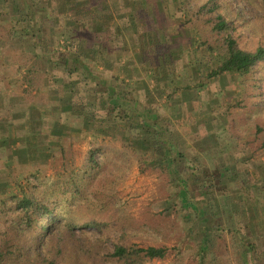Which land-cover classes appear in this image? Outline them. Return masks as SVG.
<instances>
[{"label": "rangeland", "instance_id": "374dc122", "mask_svg": "<svg viewBox=\"0 0 264 264\" xmlns=\"http://www.w3.org/2000/svg\"><path fill=\"white\" fill-rule=\"evenodd\" d=\"M165 2L167 6L171 0ZM168 10L165 7V14ZM178 17L177 32L167 34L175 41L160 56L146 57L151 65L141 63L145 59L141 51L135 56L128 49H118L114 52L118 64L110 71L124 81L132 114L144 108L149 125L162 123L168 129L160 131V147L170 161L158 164L139 162V145L133 137L137 133L128 134L124 127L91 137L84 124L68 120L73 128L65 129L62 148L57 146L54 123L47 116L45 127V120L38 117L47 115L42 112L54 101L50 88L25 92L19 67L27 57L14 39L7 44L0 38V195L28 184L35 194L59 200L60 209L71 214L74 224H103L75 229L76 238L85 243L101 240L103 254L112 252L113 242L124 232L127 244L167 250L162 260L149 264H264V150L260 147L264 133L254 135V121L245 115L244 105H236L245 89L240 80L227 74L204 79L209 62L198 74L188 55L196 43L190 45L187 29L180 27L183 19ZM62 33L56 25L46 31L52 48L60 53L75 51L73 42L80 36ZM123 59L128 62L124 71L135 74L130 80L119 70ZM155 66L169 72L170 78L161 74L156 79ZM199 80L203 88L194 87ZM263 122L264 114L259 123ZM91 149L94 167L87 161ZM64 158L66 170L61 165ZM66 173L83 189L77 199L68 190L72 186L62 190L60 175ZM185 189L194 197L184 194ZM187 196L191 205L185 201ZM5 225L9 228L13 222L2 218L0 227ZM249 243L254 250L245 260ZM106 264L117 263L107 259Z\"/></svg>", "mask_w": 264, "mask_h": 264}, {"label": "trees", "instance_id": "16d2710c", "mask_svg": "<svg viewBox=\"0 0 264 264\" xmlns=\"http://www.w3.org/2000/svg\"><path fill=\"white\" fill-rule=\"evenodd\" d=\"M193 1L195 0H171L173 5L168 2L166 6L165 0H152L150 8L146 5L148 2L139 1L138 4L140 9L144 6L142 10L149 16H154L153 10L156 8L161 10L167 7L168 10L174 7V11L183 19L180 27L187 29L190 45L194 41L196 43L195 49L188 55L189 61L196 66V71L199 70L198 74L204 71L203 68L209 62L210 68L204 79L227 74L240 80L239 86L245 89L236 105H244L245 115L254 121V135L264 133V122L259 123L264 114V0H200L196 6ZM54 2L56 1L0 0V27L4 29L0 38L7 44L14 39L21 53L27 57L24 66L22 64L19 67V72L22 71L20 83L27 89L24 91L29 94L31 91L39 92L42 87L50 88L54 101L43 108L42 113L47 112V115L38 117L45 120L42 122L45 127L47 116L54 123V132L59 135L56 145L62 148L61 140L65 129L73 128L68 126V120L84 124V131L91 137L108 135L110 130L116 131L124 127L128 134L132 131L137 133L133 137L139 145L137 152L140 163L158 164L168 161L167 151L160 147L163 135L156 129L157 125H149L143 112L134 111L132 114V110L128 108L129 101L123 92L124 81L115 77L104 80L96 74V63H84L85 55L96 57L95 49L88 51L77 45L73 52L60 53L52 48L51 39L47 37L43 26L49 21H63V16L59 14L61 10H56ZM174 11L169 10L170 14L173 12L172 17L175 16ZM113 34L117 36L116 33ZM154 34L155 42H160L162 37L160 43L166 51L169 43H172L171 38L162 32ZM91 37L101 45V49H98L100 55L105 54L107 49L103 42L108 41L111 33L103 32L102 29L98 32L94 30L90 32V39ZM155 42L151 43L150 51L153 56H156ZM178 57L181 55H176ZM166 58L168 59L167 56ZM162 68L165 70L164 66ZM153 71L157 72L159 68L155 66ZM160 72L167 75L163 70ZM204 85L199 80L194 87L203 88ZM186 87L191 89L189 85ZM119 97L122 100L117 104ZM39 112L41 111L38 114ZM228 114L225 112V115ZM163 132L167 133L168 129L164 127ZM260 147L264 150V136ZM61 152L63 153L62 150ZM92 152V149L88 152L87 161L94 167ZM61 165L66 170L65 158ZM91 167L88 166V170ZM171 175L174 182L176 175ZM60 176L63 191L71 190L77 196L75 199L82 195L83 189L76 186L74 177L67 173ZM180 178V182L188 184L187 179ZM70 186L71 189L65 188ZM201 186L204 187V183ZM14 189L0 195V220L9 218L13 222L9 228L8 225L0 227V264H106L107 259L117 264H149L166 256L167 250L163 247L143 248L127 244L124 232L113 242L112 252L103 254L101 240L85 243L75 236L76 228H99L103 224L96 221L74 224L71 214L60 209L59 200L35 194L28 184L18 185ZM183 193H190L191 198L194 197L192 191L185 189ZM189 198L187 196L185 201L191 205L193 201ZM247 245L249 249H244L245 260L249 258V252L254 250L253 244Z\"/></svg>", "mask_w": 264, "mask_h": 264}, {"label": "crops", "instance_id": "0c3cea01", "mask_svg": "<svg viewBox=\"0 0 264 264\" xmlns=\"http://www.w3.org/2000/svg\"><path fill=\"white\" fill-rule=\"evenodd\" d=\"M54 2L56 10L60 15L63 16V21L60 23H55L53 21H49L48 24L43 26L44 30L47 31L51 29V27L55 28L59 26L64 30V34H77L80 36L77 37L78 41L73 42L77 48L83 47L84 50H93L96 51V57L91 58L92 55H85L83 58L84 63L92 65V63H96V74L104 79L109 80V78L115 77L120 80V77L116 76L113 72L115 70L114 66L118 64L116 62L119 57L114 54L115 50L118 49H128V53L137 55L138 51H141L143 55V61L145 65L149 66L146 57L151 54V43L155 42V34L157 32H162L164 34H172L173 32H177L178 25V13L174 11L175 16L172 17L173 12L171 14H165L164 9L153 10L154 16H149L147 13L139 8L138 2H148L146 5L148 8L151 7V0H55ZM63 12V14H62ZM143 13V14H142ZM165 14L160 18L161 14ZM167 16V17H166ZM169 18V19H166ZM53 25V26H52ZM63 26V27H62ZM102 29L103 32L111 33V37L107 42H103L106 46V53L100 55L98 49H101V45L96 41H93V38L90 39V32L99 31ZM116 33L117 36H113ZM143 34H147L146 37L142 36ZM82 36V37H81ZM154 36V38L152 37ZM158 37H161L158 35ZM76 38V37H75ZM152 38V39H151ZM162 38V37H161ZM160 38V42H161ZM172 40L175 41L174 37H171ZM160 42L156 43L155 55L160 56L162 54V50H164L163 45ZM160 43V44H159ZM153 47V46H152ZM75 48V49H76ZM94 59V60H93ZM145 61V62H144ZM126 60L121 61V65L119 70L121 73H125L129 78L135 76V74L130 75L132 71H124L123 65ZM156 65V64H155ZM158 65V64H157ZM102 69V70H101ZM152 69V67H151ZM156 79L162 78L160 70L155 72ZM168 79L170 78V73L167 72ZM173 79H171V82ZM142 110L146 113V110L142 108ZM142 110H139L142 112ZM143 113V115H145ZM157 125L156 129L158 131L159 127L166 128L162 123L154 124ZM161 134V132H160ZM53 136H59L56 133L52 134ZM12 140V139H11ZM214 144V143H213ZM12 145V144H11ZM17 145V143H16ZM13 148V146H11ZM16 147V146H15ZM218 172V171H217ZM230 196L228 197V200Z\"/></svg>", "mask_w": 264, "mask_h": 264}]
</instances>
